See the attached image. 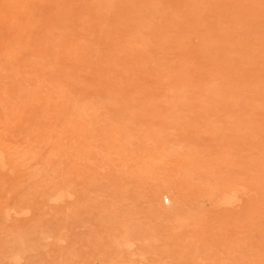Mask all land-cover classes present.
Masks as SVG:
<instances>
[{
	"label": "rangeland",
	"instance_id": "rangeland-1",
	"mask_svg": "<svg viewBox=\"0 0 264 264\" xmlns=\"http://www.w3.org/2000/svg\"><path fill=\"white\" fill-rule=\"evenodd\" d=\"M13 1L0 0V264H264V0Z\"/></svg>",
	"mask_w": 264,
	"mask_h": 264
},
{
	"label": "bare ground",
	"instance_id": "bare-ground-1",
	"mask_svg": "<svg viewBox=\"0 0 264 264\" xmlns=\"http://www.w3.org/2000/svg\"><path fill=\"white\" fill-rule=\"evenodd\" d=\"M2 1H5V0H2ZM7 1H8V0H6V3H7ZM10 1H11V0H10ZM14 1H15V0H14ZM14 1H13V3H14ZM18 1H19V0H18ZM18 1H16V2H18ZM56 1H57V0H56ZM65 1H66V0H65ZM65 1H64V2H65ZM67 1H68V0H67ZM67 1H66V2H67ZM88 1H90V3L93 2V1L91 2V0H86V2H88ZM106 1H107V0H105V3H106ZM111 1H112V0H111ZM115 1H116V0H115ZM20 2H21V0H20ZM84 2H85V1H84ZM94 2H95V1H94ZM99 2H101V1H99ZM102 2H104V1H102ZM4 3H5V2H4ZM58 3H59V2H58ZM95 3H96V2H95ZM97 3H98V2H97ZM117 3H118V2H116V3H114V4H117ZM18 4H19V2H18ZM53 4H54V3H53ZM60 4H61V3H60ZM83 4H84V3H83ZM99 4H100V3H99ZM108 4H109V3H108ZM114 4H113V2H112V4L110 3V5H112V6H113ZM68 5H69V4H68ZM89 5H90V4H89ZM89 5H88V6H89ZM97 5H98V4H97ZM0 6H1V5H0ZM6 6H9V5H6ZM10 6H12V4H11ZM14 6H15V8L17 7L16 5H14ZM93 6H94V8H95V7H96V4L93 5ZM100 6H101V5H100ZM105 6H106V5L104 4L103 7H105ZM116 6H118V5H116ZM1 7H2V6H1ZM4 7H5V6H4ZM22 7H23V6H22ZM26 7H27V4H26ZM53 7H54V6H53ZM84 7H85V6H84ZM84 7H83V9H84ZM97 7H98V6H97ZM5 8H6V7H5ZM10 8L13 9L12 7H10ZM28 8H29V7H28ZM57 8H58V7H57ZM90 8H91V6H90ZM90 8H88V9H90ZM101 8H102V7H101ZM101 8H98V9L101 10ZM113 8H115V6L112 7V9H113ZM16 9L19 10L18 8H16ZM22 9H23V8H22ZM65 9H66V8H65ZM65 9H64V10H65ZM91 9H92V8H91ZM91 9H90V11H91ZM95 9H97V8H95ZM110 9H111V8H110V6H109V10H110ZM116 9H117V8H116ZM116 9H115V10H116ZM7 10L9 11L8 8H7ZM24 10H25V8H24ZM59 10H60V8H59ZM62 10H63V4H62ZM70 10H71V9H70ZM84 10H86V9H84ZM92 10H93V9H92ZM104 10H105V9H104ZM104 10H102V13L100 12L102 15H103V11H104ZM107 10H108V9H106V11H107ZM8 11H7V12H8ZM29 11H31V10L29 9ZM95 11H96V10H95ZM106 11H105V12H106ZM118 11H119V10H118ZM121 11H122V10H121ZM121 11H120V12H121ZM124 11H126V13L128 12V10H125V9H124ZM11 12L15 13V9H14V11L12 10ZM16 12H17V11H16ZM20 12H21V11H20ZM26 12H27V10H26ZM52 12H53V11H52ZM64 12H65V11H64ZM84 12H85V11H83V13H84ZM86 12H87V10H86ZM88 12H89V10H88ZM97 12H98V11H97ZM105 12H104V14H106ZM108 12H109V11H108ZM108 12H107V13H108ZM9 13H10V12H9ZM21 13H22V12H21ZM21 13H20V14H21ZM28 13H29V12H28ZM58 13H59V11H58ZM66 13H67V12H66ZM69 13H71V12H69ZM118 13H119V12H118ZM118 13H117V14H118ZM123 13H124V12H123ZM123 13H122V15H125V13H124V14H123ZM129 13H130V12H129ZM20 14H19V15H20ZM22 14H23V13H22ZM22 14H21V15H22ZM53 14H54V13H53ZM63 14H64V13H63ZM71 14H72V13H71ZM85 14H86V13H85ZM85 14H84V15H85ZM87 14H88V13H87ZM93 14H98V13L94 12ZM101 14L97 15V17H98V16L101 17V16H100ZM115 14H116V13H115ZM117 14H116V15H117ZM17 15H18V14H17ZM80 15H81V14H80ZM90 15H91V14H90ZM119 15H120V14H119ZM122 15H121V17H123ZM128 15H131L130 17H132L133 14H128ZM128 15H127V16H128ZM63 16H64V15H63ZM72 16H73V15H72ZM75 16H77V14H76ZM78 16H79V15H78ZM92 16H96V15H92ZM106 16H107V15H106ZM109 16H110V15H109V13H108V16H107V17H109ZM114 16H115V15H114ZM125 16H126V15H125ZM83 17H84V16H83ZM85 17H86V15H85ZM88 17H89V16H88ZM90 17H91V16H90ZM128 17H129V16H128ZM128 17H127V18H128ZM133 17H134V16H133ZM55 18H56V17H55ZM68 18H70V16H68ZM80 18H81V16H80ZM91 18H92V17H91ZM101 18H105V17L103 16V17H101ZM115 18H118V17H115ZM134 18L136 19V17H134ZM66 19H67V18H66ZM71 19H72V18H71ZM94 19H96V18H94ZM97 19H99V18H97ZM59 20H60V18H59ZM62 20H63V19H62ZM67 20L70 21L69 19H67ZM67 20H66V21H67ZM80 20H81V19H80ZM87 20H88V18H87ZM100 20H101V22H102V20H103L104 22H106V19H105V20H104V19H100ZM107 20H109V18H108ZM116 20H118V19H116ZM124 20H126V19H124ZM34 21H35V20H34ZM49 21H50V20H49ZM57 21H58V19H57ZM89 21H90V20H89ZM112 21H114V20H112ZM134 21H135V20H134ZM136 21H138V20H136ZM29 22H30V21H29ZM60 22H61V20H60ZM86 22H87V21H86ZM98 22H99V20H98ZM104 22H103V23H104ZM118 22H119V21H118ZM120 22H121V21H120ZM126 22H127V21H125V25L128 24V23H126ZM33 23H34V22H33ZM90 23H91V22H90ZM96 23H97V22H96ZM96 23H95V21H94V22L92 21V24H96ZM133 23H135V22H133ZM133 23H131L132 26L136 25V24L133 25ZM139 23H140V22H139ZM45 24H46V23H45ZM58 24H59V23H58ZM109 24H110V23H109ZM109 24H108V26H110ZM111 24H112V23H111ZM115 24H116V23H115ZM115 24L113 23L114 26H115ZM131 24H130V26H131ZM47 25H48V23H47ZM47 25L45 26V28L47 27ZM84 25H85V24H84ZM88 25H89V24H88ZM90 25H91V24H90ZM103 25H104V24H103ZM105 25H107V24L105 23ZM116 25H117V24H116ZM120 25H121V23H120ZM138 25H139V24H138ZM64 26H65V25H64ZM64 26H63V27H64ZM80 26H81V25H80ZM85 26H87V25H85ZM92 26H93V25L89 26V28L92 27ZM96 26H98V25H96ZM100 26H102V24H101ZM65 27H66V26H65ZM81 27H82V26H81ZM94 27H95V26H94ZM124 27H125V26H124ZM127 27H128V25H127ZM127 27H126V28H127ZM139 27H140V26H138V28H139ZM49 28H50V27H49ZM57 28H58V27L56 26V29H57ZM89 28H88L87 30L90 31L91 28H90V29H89ZM95 28H98V27H95ZM119 28H121V27H119ZM119 28H116V29H119ZM131 28H132V27H131ZM153 28H154V27L152 26V28H150V29H153ZM156 28H157V27H156ZM162 28H163V27H162ZM59 29H60V31H61V25H60ZM92 29H93V27H92ZM92 29H91V30H92ZM101 29H102V28H101ZM110 29H111V27H110ZM129 29H130V28H129ZM145 29H146V28H145ZM158 29H159V31L161 30L160 28H158ZM158 29H157V30H158ZM82 30H84V29H82ZM98 30H99V29H97L96 31H98ZM103 30H106V28H105V29L103 28ZM122 30H124V28H122ZM135 30H136V29H135ZM141 30H143V29L141 28ZM155 30H156V29H155ZM155 30L153 29V30H151V31H155ZM167 30H168V29H167ZM60 31H59V32H60ZM65 31H66V30H65ZM67 31H68V29H67ZM113 31H114V30H113ZM119 31H120V33H121V30H119ZM119 31H117V32L119 33ZM128 31H129V30H128ZM130 31H131V30H130ZM168 31H169V30H168ZM59 32H58V33H59ZM61 32H62L61 34H63V31H61ZM83 32L86 33L85 31H83ZM93 32H94V29H93V31H92L91 33H93ZM123 32H124V31H122V33H123ZM125 32H127V31H125ZM133 32H134V31H133ZM145 32H146V31H145ZM165 32H167V31H165ZM56 33H57V32H56ZM70 33H71V32H70ZM70 33H69V34H70ZM89 33H90V32H89ZM99 33H100V32H99ZM102 33H103V32H102ZM104 33H105V31H104ZM106 33H107V35L109 34V32H107V30H106ZM106 33H105V34H106ZM110 33L113 34L112 31H111ZM148 33H152V32H148V31H147L145 35H148ZM158 33L163 34L162 32H158ZM48 34H49V33H48ZM54 34H55V32L53 33V35H54ZM71 34H72V33H71ZM71 34H70V35H71ZM78 34H82V35H81V39L83 40V37H82V36H84V34H83V33H78ZM114 34H115V33H114ZM114 34H113L112 36H115ZM59 35H60V33H59ZM63 35H64V34H63ZM63 35H62V36H63ZM73 35H74V34H73ZM75 35L78 36L77 34H75ZM85 35L87 36V34H85ZM88 35H89V34H88ZM96 35L98 36V34H96ZM96 35H95V37H97ZM103 35H104V34H103ZM103 35H102V36H103ZM109 35H110V34H109ZM120 35H121V36H124L125 34H124V35L120 34ZM120 35H118V36H120ZM143 35H144V33H143ZM143 35H142V36H143ZM145 35H144V36H145ZM156 35H157V33H156ZM156 35H155V36H156ZM47 36H48V35H47ZM55 36H56V35H55ZM57 36H58V35H57ZM60 36H61V35H60ZM79 36H80V35H79ZM100 36H101V34H100ZM118 36H117V37H118ZM121 36H120V37H121ZM134 36L136 37V39L139 38V37H137V34L134 35ZM134 36H132V37L135 38ZM153 36H154V35H153ZM50 37H51V36H50ZM64 37H65V36H64ZM66 37H67V36H66ZM104 37H106V35H105ZM104 37H102V38H104ZM107 37H108V36H107ZM109 37H110V36H109ZM109 37H108V38H109ZM125 37H126V36H125ZM146 37H147V36H146ZM167 37H168V36H167ZM55 38H56V37H55ZM60 38H61V37H60ZM62 38H63V37H62ZM72 38H73V37H72ZM72 38H71V39H72ZM78 38H79V37H78ZM78 38H77V39H78ZM87 38H88V37H87ZM91 38H92V34H91ZM93 38H94V37H93ZM93 38H92V39H93ZM98 38H99V36H98ZM121 38H122V37H121ZM123 38H124V37H123ZM143 38H144V37H143ZM154 38H155V37H154ZM154 38H152V39L155 41ZM52 39H54V38H52ZM79 39H80V38H79ZM85 39H86V37H85ZM104 39H105V38H104ZM113 39H115V38H113ZM117 39L120 40L119 38H117ZM152 39H151V41H153ZM160 39H161V38H160ZM60 40H61V39H60ZM62 40H64V39H62ZM68 40H70V39H68ZM74 40H75V39H74ZM74 40H73V41H74ZM86 40H87V39H86ZM86 40H85V41H86ZM94 40H95V39H94ZM98 40H99V39H98ZM101 40H102V39H101ZM115 40H116V39H115ZM118 40H117V41H118ZM138 40H139V39H138ZM138 40H137V41H138ZM147 40H148V39H147ZM52 41H53V40H52ZM54 41H55V39H54ZM73 41H72V42H73ZM75 41H76V40H75ZM88 41H91V40L89 39V40H87L86 42H88ZM95 41H97V40H95ZM102 41L104 42V40H102ZM109 41H110V40H109ZM124 41L126 42V40H122V41L120 40V42H123V43H124ZM139 41H140V40H139ZM151 41H149V42H151ZM167 41H171V40H168V39H167ZM72 42H71V43H72ZM81 42H83V45H84V43H86V42H84V41H81ZM98 42L100 43V40H99ZM98 42H97V43H98ZM111 42H112V40H111ZM114 42H116V41H113V43H114ZM127 42H128V41H127ZM132 42H133V41H132ZM59 43H60V41H59ZM59 43H58V44H59ZM62 43H64V41H62ZM65 43H66V42H65ZM89 43H90V42H89ZM91 43H92V42H91ZM95 43H96V42H95ZM116 43H119V42H116ZM116 43H115V44H116ZM139 43H140V42H139ZM175 43H176V42H175ZM175 43H174V44H175ZM67 44H68V43H67ZM72 44H73V43H72ZM74 44H75V43H74ZM77 44L79 45L80 43H77ZM86 44H87V43H86ZM101 44H102V42H101ZM103 44H104V43H103ZM106 44H107V43H106ZM109 44H110V43H109ZM109 44L106 45V46L109 47ZM119 44H120V43H119ZM119 44H118V45H119ZM127 44H129V43H127ZM131 44H132V43H131ZM146 44H148V43H146ZM152 44H154V43H152ZM170 44H171V43H170ZM54 45H55V44H54ZM59 45H61V44H59ZM63 45H65V44H63ZM88 45H89V44H88ZM98 45H99V44H98ZM98 45H97V47H98ZM116 45H117V44H116ZM154 45L156 46V43H155ZM154 45L151 46V47L153 48ZM157 45H159V44H157ZM161 45H163V43H162ZM168 45H169V44H168ZM69 46H70V49H71V48H72L71 45H69ZM75 46H76V45H75ZM75 46H74V47H75ZM85 46H86V45H85ZM93 46H94V45H93ZM95 46H96V45H95ZM119 46H120V47H121V46L123 47L124 45L122 44V45H119ZM133 46H134V45H133ZM149 46H150V45H149ZM164 46H165V43H164ZM170 46H172V45H169V48H170ZM173 46H174V45H173ZM57 47H58V46H57ZM86 47H87V46H86ZM89 47H90V46H89ZM91 47H92V45H91ZM97 47H93L94 50H95V48L97 49ZM108 47H107V50H108L109 48H111V47H115V46L110 45V47H109V48H108ZM126 47H127V46H126ZM126 47H125V49H124V48H123V49L126 50V49L128 48V47H127V48H126ZM135 47H136V46H135ZM151 47H150V50L152 49ZM159 47H160V46H158L157 48H159ZM176 47H177V46H176ZM81 48H82V46H81ZM84 48H85V47H83L82 50H83ZM115 48H116V47H115ZM115 48H114V49H115ZM136 48H138V47H136ZM145 48H147V47H145ZM148 48H149V47H148ZM154 48H156V47H154ZM166 48H167V46H166ZM58 49H59V48H58ZM60 49H61V48H60ZM85 49H86V48H85ZM89 49H92V48H89ZM111 49H112V48H111ZM114 49H113V50H114ZM116 49H117V48H116ZM116 49H115V50H116ZM128 49H129V48H128ZM130 49H132V48H130ZM173 49H174V48H173ZM75 50H77V49L75 48ZM75 50H74V51H73V50H70V51L75 52ZM94 50H93V51H94ZM115 50H114V51H115ZM118 50H120V52L123 51V50H121L120 48H119ZM118 50H117V51H118ZM148 50H149V49H148ZM158 50H160V48H159V49H154V50H151V51H152V52H153V51H154V52L157 51V54H158V52H159ZM162 50H163V49H162ZM164 50H165V48H164ZM167 50H168V49H167ZM59 51H62V50H59ZM64 51H65V50H64ZM80 51H81V49H80ZM91 51H92V50H91ZM98 51H99V48H98ZM108 51H109V50H108ZM127 51H128V50H127ZM129 51H131V50H129ZM132 51H133V50H132ZM134 51H135V50H134ZM137 51L139 52V49H137ZM143 51H144V50H143ZM151 51H150V52H151ZM168 51H170V50H168ZM57 52H58V51H57ZM86 52H87V51H85V53H86ZM110 52H112V50H111ZM110 52H108V53H110ZM154 52H153V53H154ZM164 52H165V51H163V53H164ZM166 52H167V51H166ZM75 53H76V52H75ZM80 53H81V52H80ZM83 53H84V51H83ZM87 53H89V51H88ZM90 53H91V52H90ZM90 53H89L88 55L85 54V56H86V57L89 56ZM95 53H98L97 50H96ZM95 53H94V54H91V55H92V56H93V55H94V56L97 55V54H95ZM113 53H114V52H113ZM115 53H116V54H115ZM115 53H114L115 56H117V53H119V52H115ZM123 53L125 54V53H127V52H123ZM130 53H132V52H130ZM144 53H146V52H144ZM144 53H143V55H144ZM163 53H161V54L163 55ZM169 53H170V52H169ZM172 53H173V52H171L170 54H172ZM57 54H58V53H57ZM119 54H120V53H119ZM132 54H134V53H132ZM132 54H130V55L132 56ZM135 54H137V52H136ZM139 54H140V53H139ZM141 54H142V53H141ZM146 54H147V53H146ZM161 54H160V55H161ZM164 54H165V53H164ZM76 55H77V53H76ZM79 55H81V54H79ZM79 55H77V56H79ZM107 55H108V54H107ZM107 55H106V56H107ZM130 55H128V56L126 55V58H128L127 61L130 60V59H129V58H130V57H129ZM147 55H148V54H147ZM154 55H156V54H154ZM154 55L152 54L151 56L154 57ZM158 55H159V54H158ZM56 56H58V55H56ZM119 56H120V55H119ZM124 56H125V55H124ZM124 56H123V57H124ZM148 56H149V55H148ZM109 57H110V54H109ZM109 57H108V58H109ZM120 57H122V56H120ZM134 57H135V56H134ZM134 57H133V58H134ZM142 57H143V56H142ZM163 57H164V56H163ZM163 57H162V58H163ZM166 57H167V55H166ZM169 57H170V55H169ZM92 58H93V57H92ZM108 58H107V60H108ZM110 58H111V57H110ZM114 58H115V57H113V60H115ZM126 58H120V59L125 60ZM136 58H137V57H136ZM140 58H141V57H140ZM144 58H147V56H144ZM164 58H165V57H164ZM57 59H58V58H57ZM116 59H118V58H116ZM131 59H132V58H131ZM134 59H135V58H134ZM147 59H148V58H147ZM151 59H152V58H151ZM155 59H157L156 56H155ZM86 60H87V58H86ZM86 60H85V61H86ZM90 60H91V59H88V62H87V61H86V62L89 64V61H90ZM110 60H111V59H110ZM110 60H108V61L110 62ZM139 60H140V59H139ZM139 60H138L139 63L142 62V61H139ZM144 60H145V59H144ZM153 60H154V58H153ZM153 60H152V61H153ZM78 61H80V60H78ZM82 61H83V60H82ZM116 61H117V60H115V63H116ZM131 61H132V60H131ZM131 61H130L131 65L134 66V65H133L134 63H132ZM155 61H158V60H155ZM171 61H172V59H171ZM54 62H55V61H54ZM122 62H123V61H122ZM133 62H135V61H133ZM165 62H167V61H165ZM79 63H80V62H79ZM130 63H129V64H130ZM139 63H136V64H139ZM153 63H154V61H153ZM155 63H156V62H155ZM157 63H158V62H157ZM162 63H164V62H162ZM169 63H170V62H169ZM169 63H168V64H169ZM182 63H184V62H182ZM57 64H58V63H57ZM59 64H60V63H59ZM82 64H83V62L81 63V65H82ZM117 64H118V66H121V65H119V64H120L119 62H118ZM143 64H144V63H143ZM148 64H149V63H148ZM148 64H147V66H151V65H153V64H151V65H148ZM166 64H167V63H166ZM125 65H126V64H125ZM163 65H164V64H163ZM163 65H162V66H163ZM181 65H183V64H181ZM84 66H85V65H84ZM129 66H130V65H129ZM129 66H125V67H129ZM142 66H144V65H142ZM142 66H138V67H142ZM158 66H161V64H160V65L158 64ZM167 66H168V65H167ZM78 67H80V66H78ZM169 67H170V66H169ZM190 67H191V66H190ZM190 67H189V68H190ZM135 68H136V67H135ZM135 68H134V69H135ZM187 68H188V67H187ZM69 69H70V68H69ZM74 69H76L75 66H74ZM126 69H127V68H126ZM134 69H132V70H134ZM138 69L140 70V68H138ZM143 69H144V68H143ZM143 69H142V70H143ZM149 69H150V72H151V70H153L154 67H153V68H149ZM155 69L157 70V67H155ZM155 69H154V70H155ZM159 69H160V68H159ZM161 69H162V68H161ZM161 69H160L159 71H161ZM163 69H164V68H163ZM182 69H183V68H182ZM190 69H192V68H190ZM77 70H78V69H77ZM120 70L122 71V69H120ZM129 70H130V69H129ZM164 70H166V67H165ZM169 70H170V69H169ZM193 70L195 71V69H193ZM74 71H75V70H74ZM130 71H131V70H130ZM134 71L137 72L136 69H135ZM140 71H141V70H140ZM140 71H139V72H140ZM143 71H145V70H143ZM190 71H192V70H190ZM58 72H59V71H58ZM60 72H61V71H60ZM98 72H99V71H98ZM152 72H153V71H152ZM162 72H163V71H162ZM162 72H161V73H162ZM170 72H171V71H170ZM188 72H189V71H188ZM188 72H187V73H188ZM192 72H193V71H192ZM61 73H62V72H61ZM137 73H138V72H137ZM159 73H160V72H159ZM177 73L179 74V76H180L181 79H182V74H180V72H177ZM182 73H184V72H182ZM189 73H190L189 75H191V72H189ZM193 73H194V72H193ZM195 73H196V71H195ZM142 74H143V72H142ZM150 74H151V73H150ZM153 74H154V73H153ZM164 74H165V73H164ZM175 74H176V73H175ZM218 74H219V73H218ZM58 75H59V74H58ZM60 75H62V74H60ZM126 75H127V74H126ZM151 75H152V74H151ZM166 75H167V74H166ZM158 76H159V75H158ZM192 76H195V74H192ZM216 76H218V75H216ZM129 77H130V76H129ZM160 77H164V75H163V76L161 75ZM175 77H176V79L178 78L177 76H175ZM164 78H165V77H164ZM164 78H163V79H164ZM166 78H167V77H166ZM206 78H208V77H206ZM211 79H214V78H211ZM206 80H208V79H206ZM58 81H59V80H58ZM161 81H162V80H161ZM161 81H160L159 83H161ZM200 81H202V80L200 79ZM203 81H204V80H203ZM209 81H211V80H209ZM59 82H61V81H59ZM172 82H173V81H172ZM172 82H171V83H172ZM181 82H182V81H181ZM204 82H205V81H204ZM207 82H208V81H207ZM159 83H158V84H159ZM163 83L165 84L166 82L164 81ZM55 84H56V83H55ZM180 84H182V83H180ZM225 84H226V83H225ZM59 85H60V83H59ZM63 85H64V84H63ZM176 85H177V83H176ZM198 85H199V84H196V86H198ZM201 85H202V84H201ZM205 85L207 86V84H205ZM214 85H216V83H214ZM219 85H220V84H219ZM65 86H66V85H65ZM65 86H64V87H65ZM154 86H156V85H154ZM159 86H162V84H160ZM165 86H166V84H165ZM208 86H209V85H208ZM64 87H63V90H64ZM141 87H142V86H141ZM202 87H203V86H201V88H202ZM56 88H57V84H56ZM56 88H55V89H56ZM60 88H61V85H60ZM65 88H66V87H65ZM153 88H154V87H153ZM156 88H159V87H156ZM163 88H165V87H163ZM179 88H181V87H179ZM185 88H187V87H185ZM193 88H196V87H193ZM203 88H206V87L204 86ZM207 88H208V87H207ZM216 88H217V87H216ZM231 88H234V87H231ZM58 89H59V88H57V90H58ZM165 89H166V88H165ZM175 89H176V88H175ZM66 90H67V89H66ZM179 90H180V89H178V91H179ZM182 90H183V89H182ZM190 90H193V89L191 88ZM190 90L187 89L186 91H190ZM220 90H221V89H220ZM222 90H224V89H222ZM225 90H226V89H225ZM58 91H59V90H58ZM61 91H62V90H61ZM61 91H60V92H61ZM68 91H69V90H68ZM193 91H194V90H193ZM204 91H206V90L204 89ZM227 91L230 92L228 89H227ZM238 91H239V90H238ZM60 92H59V93H60ZM62 92H63V91H62ZM221 92H222V91H221ZM221 92H220V93H221ZM240 92H241V91H240ZM71 93H72V92H71ZM225 93H226V92H225ZM235 93H236V92H235ZM73 94H74V93H73ZM73 94H72V97H73ZM242 94H243V93H242ZM58 95H59V94H58ZM60 95H61V94H60ZM65 95H66V94H65ZM224 95H226V94H224ZM232 95H233V93H232ZM63 96H64V95H63ZM67 96H68V95H67ZM67 96H65V98H66ZM243 96H244V95H243ZM70 97H71V96H70ZM72 97H71V98H72ZM56 98H57V97H56ZM56 98H55V99H56ZM63 98H64V97H62V99H63ZM67 98H69V96H68ZM73 98H74V97H73ZM53 99H54V97H53ZM58 99H59V98H58ZM241 99H242V98H241ZM59 100H60V99H59ZM74 100H75V99H74ZM74 100H73V101H74ZM104 100H105V99H104ZM235 100H236V98H235ZM235 100H234V101H235ZM247 100H249V98H248ZM56 101H57V99H56ZM69 101H70V99H69ZM71 101H72V99H71ZM77 101H78V100H77ZM83 101H84V100H83ZM238 101H240V100H238ZM241 101H242V100H241ZM74 102H75V101H74ZM74 102H73V103H74ZM222 102H223V101H222ZM224 102H225V101H224ZM230 102H231V101H230ZM78 103H79V102H78ZM80 103H82V102L80 101ZM95 103H96V102H95ZM95 103H94V104H95ZM233 103H235V102H233ZM236 103H237V102H236ZM240 103H241V102H240ZM69 104H70V102H69ZM229 104H230V103H229ZM59 105H61V103H60ZM79 105H80V104H79ZM81 105H82V104H81ZM106 105H107V104H106ZM230 105H231V104H230ZM54 106H55V105H54ZM56 106H57V108H59L58 105H56ZM61 106H62V105H61ZM64 106H66V104H64ZM67 106H69V105H67ZM86 106H87V105H86ZM86 106L84 107V105H83L84 109H85V108H88L89 105H88L87 107H86ZM243 106H244V105H243ZM243 106H242V107H243ZM62 107H63V106H62ZM235 107H237V106H235ZM54 108H55V107H54ZM57 108H56V109H57ZM65 108H66V107H65ZM75 108H76V107H75ZM77 108H78V107H77ZM106 108H107V107H106ZM243 108H244V107H243ZM246 108H247V107H246ZM79 109H80V108H79ZM112 109H113V108H112ZM240 109H241V108H240ZM61 110L63 111L64 108L61 109ZM68 110H70V109L68 108ZM77 110H78V109H77ZM82 110H83V109H81L80 112H81ZM85 110H86V109H85ZM57 111H59V110H57ZM62 111H61V112H62ZM64 111H65V110H64ZM83 111H84V110H83ZM110 111H111V110H110ZM248 111H250V110H248ZM59 112H60V111H59ZM59 112H58V113H59ZM66 112H68V111L66 110ZM69 112H71V111H69ZM254 113H256V112H254ZM95 114H96V113H95ZM252 114H253V113H252ZM259 114H262V113H259ZM66 115H67V114H66ZM66 115H64V116H65V118L67 119V116H66ZM69 115H70V114H69ZM69 117H70V116H68V118H69ZM81 117H82V116H81ZM96 117H97V116H96ZM263 117H264V116H263ZM254 118H255V117H254ZM69 119H70V118H69ZM258 119H259V118H258ZM260 119H261V118H260ZM67 120H68V119H67ZM261 120H262V119H261ZM256 121H258V120H256ZM65 122H66V120H65ZM67 122H69V121H67ZM259 122H261V121L259 120ZM256 123H257V122H256ZM69 124H71V123H69ZM69 124H68V125H69ZM259 124H260V123H259ZM257 125H258V124H256V128H257ZM261 125H262V122H261ZM245 126H247V125H245ZM248 126L250 127V125H248ZM258 126H260V125H258ZM67 127H68V126H67ZM69 127H70V126H69ZM256 128L253 127V130L255 131ZM260 128H261V127H260ZM263 129H264V128H263ZM260 130H261V129H260ZM68 131H69V130H68ZM119 131L121 132L122 129H120ZM123 131H124V130H123ZM258 132H259V131H258ZM255 133H256V135L261 134L260 132H259V133L255 132ZM117 134H119V132H118ZM121 135L125 136V134H122V133H121ZM256 135H255V136H256ZM123 136H122V137H123ZM259 137H260V136H259ZM120 138H121V136H120ZM64 140H65V139H64ZM65 144H66V143H65ZM61 146H63V147H62V148H63V151L65 150L64 148L67 149V146L64 147V144L61 145ZM61 146H59V147H61ZM163 146H164V145L162 144V149H163ZM54 148H57V147L54 146ZM167 148H168V150L171 149V148H169L168 146L166 147V145H165V150H166ZM32 149H33V148H32ZM57 149H58V151L60 150L59 148H57ZM57 149H56V150H57ZM33 150H34V149H33ZM30 151H31V150H30ZM30 151H28V152L30 153ZM53 151H55V150L53 149L52 152H53ZM65 151H66V150H65ZM163 151H164V150H163ZM173 151H174V150H173ZM173 151H172V152H173ZM28 152H27V154H28ZM31 152H32V151H31ZM52 152H50V153H52ZM56 152H57V151H56ZM0 153H1V152H0ZM3 153H4V152H3ZM3 153L0 154V155H1V156H0V161H1V157H3V158H2V163L4 162L3 165L9 167V165H7V163H6V159H4L5 157H4V154H3ZM24 153H25V152H24ZM57 153H58V152H57ZM59 153H60V152H59ZM163 153H164V152H163ZM165 153H167V151H166ZM30 154H31V153H30ZM30 154H29V155H30ZM53 154H55V152H53ZM2 155H3V156H2ZM10 155H11V154H10ZM31 155H32V154H31ZM33 155H34V154H33ZM33 155H32V156H33ZM56 155H57V154H56ZM56 155H54V156L51 155V156L55 157ZM32 156H30V157H32ZM53 157H52V158H53ZM13 159H14V158H13ZM3 160H5V161H3ZM13 161H14V160H13ZM0 163H1V162H0ZM2 163H1L0 167L2 166V168L5 169V168H4L5 166H3ZM10 169H12V167H11ZM62 186H63V185H62ZM67 186H68V185H67ZM4 187H5V186H4ZM68 187H69V186H68ZM2 188H3V187H2ZM61 188H62V187H61ZM62 189H63V188H62ZM58 190H59V188H58ZM58 190L56 189L57 192H58ZM59 191H60V190H59ZM68 191H70V190L68 189ZM61 193H62V192H61ZM61 193H60V194H61ZM57 194H58V193H57ZM57 194H55V195H57ZM8 195H10V192L8 193ZM62 196H63V195H62ZM62 196H60L61 199H62V198L64 199V196H63V197H62ZM59 199H60V198H59ZM63 199H62V200H63ZM58 201H59V200H58ZM60 201H61V200H60ZM230 204H231V203H230ZM8 207H9V205H8ZM8 207H6V208H8ZM27 208H28V207H27ZM27 208H26V209H27ZM22 209H23V207H22ZM22 209H21V210H22ZM1 210L3 211V209H1ZM4 210H5V209H4ZM21 210H19V211H21ZM7 211L9 212V210H7ZM23 211H24V209H23ZM23 211H21V213H22ZM5 212H6V211H5ZM8 212H7V213H8ZM11 212H12V211H11ZM9 213H10V212H9ZM15 213H17V212H15ZM23 213H24V212H23ZM10 214H11V213H10ZM7 215H8V214H7ZM4 216H6V213H5ZM7 219H8V218H7ZM61 234H62V233H61ZM61 236H62V235H61ZM18 254H19V253H18ZM15 257H16V256H15ZM19 258H20V257H19Z\"/></svg>",
	"mask_w": 264,
	"mask_h": 264
}]
</instances>
